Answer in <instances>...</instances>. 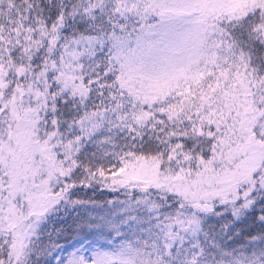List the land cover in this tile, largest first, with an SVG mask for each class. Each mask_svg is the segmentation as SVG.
Returning a JSON list of instances; mask_svg holds the SVG:
<instances>
[{
    "label": "snow or ice",
    "instance_id": "snow-or-ice-1",
    "mask_svg": "<svg viewBox=\"0 0 264 264\" xmlns=\"http://www.w3.org/2000/svg\"><path fill=\"white\" fill-rule=\"evenodd\" d=\"M0 264H264V0H0Z\"/></svg>",
    "mask_w": 264,
    "mask_h": 264
}]
</instances>
